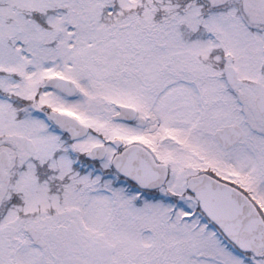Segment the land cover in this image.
Instances as JSON below:
<instances>
[{
	"label": "snow or ice",
	"instance_id": "snow-or-ice-1",
	"mask_svg": "<svg viewBox=\"0 0 264 264\" xmlns=\"http://www.w3.org/2000/svg\"><path fill=\"white\" fill-rule=\"evenodd\" d=\"M0 264H264V0H0Z\"/></svg>",
	"mask_w": 264,
	"mask_h": 264
}]
</instances>
